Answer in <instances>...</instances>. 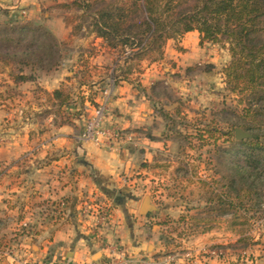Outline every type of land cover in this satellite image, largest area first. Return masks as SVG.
<instances>
[{
    "label": "crops",
    "instance_id": "0c3cea01",
    "mask_svg": "<svg viewBox=\"0 0 264 264\" xmlns=\"http://www.w3.org/2000/svg\"><path fill=\"white\" fill-rule=\"evenodd\" d=\"M60 3L72 2L0 0V11L16 13L20 19L33 22L39 20L42 6ZM59 27L57 38L66 39L68 32ZM101 42L95 39L92 56L77 53L71 68L61 65L40 70L37 76L23 71L32 81L17 85L7 78L14 88L22 86L27 90L23 98L31 114L25 113L24 119L14 117L23 123L11 121L4 126L6 122H0V135L8 137L6 143L0 142V264H90L108 259L109 247L126 251L136 264L161 262L167 255L172 256L173 264H264V216L249 235L254 244L242 247L237 243L239 236L227 228L192 234L187 224L178 222L179 218L166 217L177 231L168 234L170 225L163 221L152 224L151 215L162 220L171 211L154 208L151 214L140 215L141 173L151 167L159 152L172 145L170 138L157 139L166 132L154 110L156 100L151 91L157 82L170 84L175 70L214 66L210 64V44L199 47L197 32L184 35L179 50L171 48L174 42L168 41L162 61L145 66L141 72L138 67L129 73V63L125 64L113 86L107 76L94 77L91 72L105 69L116 53ZM60 87L76 91L75 104L69 109L73 114L80 110L78 97L89 96L99 103L102 91L109 90L104 126L118 130L120 140L109 148L78 141L85 117L93 110L87 101L81 112L84 117L73 119L72 124L53 121L51 93ZM11 113L20 115L19 110ZM36 113L44 118L37 123ZM148 199L153 207V197ZM83 205L95 208L85 213ZM100 215L104 219L98 223ZM189 252L191 260L185 259ZM212 252L221 254L215 256Z\"/></svg>",
    "mask_w": 264,
    "mask_h": 264
},
{
    "label": "trees",
    "instance_id": "16d2710c",
    "mask_svg": "<svg viewBox=\"0 0 264 264\" xmlns=\"http://www.w3.org/2000/svg\"><path fill=\"white\" fill-rule=\"evenodd\" d=\"M130 1L129 7L112 6L93 15L96 17L95 36L105 42L109 51L123 54L128 50L136 53L133 58L142 53L150 55L168 41H173L176 48L184 35L197 32L199 47L213 44L226 50L230 57L221 75L224 90L236 99V108L240 110L231 124L230 134H222L231 138L228 148L216 150L217 164L226 170L224 184L219 192L211 190L207 201L216 202L218 217H229L227 230L239 236L237 243L242 247L252 246L254 243L249 235L254 227L248 222V213L254 210V215H258L264 196V0ZM86 2L82 0L72 6L86 16L89 9ZM126 7L134 9L142 21L124 29L129 18L124 13ZM0 13L7 15V12ZM162 54L161 50L157 62L163 59ZM57 57V42L43 26L30 21H10L0 26V68L12 64L20 66L17 74H10L13 84L32 81L31 76L23 75L25 67L36 66L40 70L57 67ZM85 101L96 106L91 97H79L80 110L73 114V119L82 118ZM73 104V94L62 87L51 93L52 109L59 110ZM236 130L251 137L237 140ZM215 133L210 131L212 135ZM207 209L208 216H211L213 208ZM178 222H184V217L180 216ZM211 229L208 226L200 232Z\"/></svg>",
    "mask_w": 264,
    "mask_h": 264
},
{
    "label": "rangeland",
    "instance_id": "374dc122",
    "mask_svg": "<svg viewBox=\"0 0 264 264\" xmlns=\"http://www.w3.org/2000/svg\"><path fill=\"white\" fill-rule=\"evenodd\" d=\"M80 1L82 0H71L72 3L69 5L60 3L51 7L42 6L39 20L33 21V23L46 28L57 42L58 57L55 58L57 67L66 65L67 68H71L74 66L77 60V53H80L82 57L84 55H94L92 50L94 49L95 39H97L93 26L96 19L93 16L94 14L112 6H131L130 0H85L89 9L88 15L84 16L76 7L72 6L73 3H79ZM128 7L125 8L126 12L124 11L129 16L123 27L124 29L129 25H138L142 21L136 11ZM10 21L25 23L27 19H20L16 13L9 15L0 13V26ZM60 24L61 27H59ZM56 27H59L60 30L63 28L64 32H68L66 39L57 38ZM100 44L105 45V42L102 41ZM167 44L168 42H165L159 49H154L155 51L152 49L154 53L150 55L142 53L135 58L133 57L136 53H131V56H124V54H118L120 52L115 51L116 53H113L111 62L107 64V69L100 70L98 71L99 73H95L93 70L91 72L95 74L94 77L97 74L100 78L107 76L109 83L115 86L116 76L120 75V69L125 67V64L129 63L126 69L128 73L132 70L137 71L138 67H140L138 70L141 72V69H145V66L153 64L154 60H156L154 63H157L158 54L161 50L164 58ZM175 45L174 43L170 47H175ZM210 45H208V47L212 48L210 64H214V66L204 64L201 67L195 66L185 71L175 70L170 75V84L164 85L163 81L157 82L151 91L156 100L153 105L154 110L159 114L161 126L166 132V134L163 133L157 139L170 138L172 145L166 151L159 152L155 156L151 167L141 173V187H139L138 197L141 202L144 198L153 197V209L161 208L167 212L168 210L169 212L171 211V214L167 213L169 215L163 216L162 220L161 217L155 218V215H151V218L154 219L152 224H159L163 221L170 225L167 230L168 234H176L177 231L175 230L176 226L172 225L170 219L166 217H174L176 220L180 216L184 217V224H187V228L191 229L192 234L200 233L201 229H205L208 226L217 230L218 228H227V220H229V217H218L215 213L216 202L208 203L207 199L210 197L209 193L211 190L219 192L224 184L226 170L218 166L216 150L217 148H228V142L231 141V138L229 136L225 138L222 134H230L231 124L235 122V117L239 114L240 108L239 110L236 108V99L224 90L223 77L221 75L223 68L229 64L230 57L226 50L220 49V47L213 44ZM82 60L86 63L88 62L86 58ZM80 66H83V64H80ZM207 67H209L208 70H206ZM19 68L20 66L17 64L0 68V111L3 112L0 122H6L4 126L10 124L11 121L23 123L24 114L27 112V114H31L30 110L26 109L27 102L23 98V94L27 90L22 86L14 88L7 81L11 73H18L17 70ZM53 69L54 67L46 68L47 71ZM23 71L29 75L33 72L37 76L40 68L29 66L23 68ZM221 79L222 82H219ZM134 83L132 82V84ZM134 88L138 89L137 87ZM64 90L72 93L73 98L76 96V91L65 88ZM39 92L41 93V91ZM38 96L40 97V94ZM177 102L180 103L178 104ZM39 104L35 103L36 106ZM70 106L59 110L51 108L50 117L53 118V121L59 123L72 124L73 112L69 109H73V105ZM108 106L109 104H107V112ZM16 110H19L20 115L17 114L15 116L11 113V111ZM20 116L22 118L20 121L14 120V117L20 118ZM164 116L167 118H164ZM87 117H85L84 122H86ZM43 119L41 115L37 114L34 116L35 123ZM210 131L216 133L212 135ZM197 132L202 133V135ZM199 136H202V138H199ZM7 138V136L0 135V142L6 143ZM162 195L167 198V202L161 200L160 196ZM81 203L85 204L86 202L83 200ZM246 205L251 208L247 202ZM59 207H62L61 203ZM82 208L85 213H90L95 206L91 208L83 205ZM207 208H213L211 216H208L209 213L207 211L209 210ZM103 210L106 212L105 207ZM253 211L249 210L248 218L250 219H248V222L255 229L259 219L264 216V196L258 215H254ZM102 217L100 215L98 223L102 221ZM197 220H200V222Z\"/></svg>",
    "mask_w": 264,
    "mask_h": 264
},
{
    "label": "built area",
    "instance_id": "2783aa9c",
    "mask_svg": "<svg viewBox=\"0 0 264 264\" xmlns=\"http://www.w3.org/2000/svg\"><path fill=\"white\" fill-rule=\"evenodd\" d=\"M124 56H131V52L125 50ZM122 58V57H121ZM94 102V101H93ZM95 103V102H94ZM109 103V96L107 91H102L101 101L95 103L92 113L87 117L84 122L82 133L78 136V141L82 144H92L96 147L109 148L113 142L120 140V132L118 130L106 129L104 121L107 114V104ZM104 217H102V220ZM27 229V226L24 225ZM108 259L100 262H91L90 264H136V260L129 255L126 251L117 250L114 248H108ZM9 253V252H7ZM221 253L212 252V255H220ZM164 261H141L140 264H173L174 260L172 256H165ZM185 259L191 260L190 252L185 255Z\"/></svg>",
    "mask_w": 264,
    "mask_h": 264
},
{
    "label": "water",
    "instance_id": "95a60500",
    "mask_svg": "<svg viewBox=\"0 0 264 264\" xmlns=\"http://www.w3.org/2000/svg\"><path fill=\"white\" fill-rule=\"evenodd\" d=\"M235 137H236L237 140H242L244 138H250L251 136L243 133L241 130H236L235 131ZM152 211H154V209L150 205L149 199L148 198H144V200L142 201V204H141V208H140V215L141 216H145V215L149 214ZM93 262H97V261H93Z\"/></svg>",
    "mask_w": 264,
    "mask_h": 264
}]
</instances>
